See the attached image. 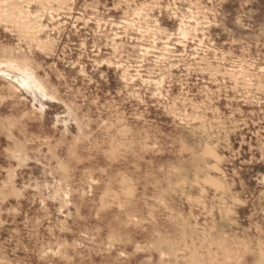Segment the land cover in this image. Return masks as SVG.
Returning a JSON list of instances; mask_svg holds the SVG:
<instances>
[{"label":"rangeland","instance_id":"1","mask_svg":"<svg viewBox=\"0 0 264 264\" xmlns=\"http://www.w3.org/2000/svg\"><path fill=\"white\" fill-rule=\"evenodd\" d=\"M9 60L0 264H264V0H0Z\"/></svg>","mask_w":264,"mask_h":264},{"label":"bare ground","instance_id":"2","mask_svg":"<svg viewBox=\"0 0 264 264\" xmlns=\"http://www.w3.org/2000/svg\"><path fill=\"white\" fill-rule=\"evenodd\" d=\"M0 71L25 90L32 93V95L40 98V108L44 110L45 104L42 102V99L47 97L45 88L27 65H20L15 60H9L7 62H0Z\"/></svg>","mask_w":264,"mask_h":264}]
</instances>
